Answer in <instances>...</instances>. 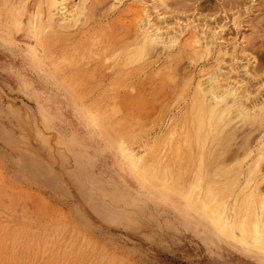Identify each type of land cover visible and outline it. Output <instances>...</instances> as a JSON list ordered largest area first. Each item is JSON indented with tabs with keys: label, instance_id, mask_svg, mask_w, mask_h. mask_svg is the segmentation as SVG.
Masks as SVG:
<instances>
[{
	"label": "rangeland",
	"instance_id": "374dc122",
	"mask_svg": "<svg viewBox=\"0 0 264 264\" xmlns=\"http://www.w3.org/2000/svg\"><path fill=\"white\" fill-rule=\"evenodd\" d=\"M51 2L0 0V264H264V0Z\"/></svg>",
	"mask_w": 264,
	"mask_h": 264
},
{
	"label": "bare ground",
	"instance_id": "6f19581e",
	"mask_svg": "<svg viewBox=\"0 0 264 264\" xmlns=\"http://www.w3.org/2000/svg\"><path fill=\"white\" fill-rule=\"evenodd\" d=\"M64 0H52V2H51V5H50V8H53V9H59L61 6H63L62 5V2H63ZM61 9H63V8H61ZM59 11H60V9H59ZM194 40V39H193ZM255 70V69H254ZM216 80V77H215V79H214V81ZM218 81V80H217ZM214 86V85H213ZM230 90H231V92H230ZM230 90H229V92H228V97H232V94L233 93H236L235 91L234 92H232V88H230ZM216 92V91H215ZM220 92V91H219ZM245 93H247V92H245ZM229 94H231V95H229ZM243 94V93H242ZM213 95V94H212ZM222 95H223V93H222ZM241 95V94H240ZM248 95V94H247ZM218 96V95H217ZM217 96H216V98H217ZM220 96V95H219ZM250 96V95H249ZM230 97V98H231ZM262 97V96H261ZM216 98H213L214 99V101H216L215 99ZM243 98V97H242ZM247 98H249L248 96H247ZM252 98H253V96H252ZM256 98V97H255ZM219 99V98H218ZM222 99V98H221ZM237 99V98H236ZM264 99V98H263ZM231 100V99H230ZM247 100V99H246ZM246 100H245V102L243 101V102H240V101H235V98H234V101H233V103L235 104V102H236V104L235 105H237L238 104V106H236L237 107V109H241V107H242V105L240 104V103H243V104H245L246 103ZM213 101V102H214ZM242 101V100H241ZM262 101V100H261ZM260 101V102H261ZM237 102H240V103H237ZM250 103L251 102H256V101H249ZM218 103H219V101H218ZM258 103V102H257ZM215 104H217V103H215ZM214 104V105H215ZM261 104H262V102H261ZM241 105V106H240ZM250 105V109H251V105L252 104H249ZM255 105V104H254ZM257 105V104H256ZM228 106V105H227ZM240 106V108H238ZM243 106H247V103H246V105H243ZM257 106H259V104L257 105ZM256 106V107H257ZM215 106H213L212 108H210L211 110L214 108ZM226 107V106H225ZM236 107H234L235 109H236ZM252 107H253V105H252ZM220 108V107H219ZM228 108V107H227ZM246 108H248V106L246 107ZM245 108V110L247 111V109ZM236 109V110H237ZM234 110V109H233ZM235 110V111H236ZM255 110H256V108H255ZM255 110L253 111V112H255ZM210 111V110H209ZM225 111V110H224ZM241 111V113H242V110H239L238 112H240ZM245 111V112H246ZM248 111H251V110H249V108H248ZM259 111H260V107H259ZM234 112V111H233ZM244 112V113H245ZM244 113H242V114H244ZM250 113L251 112H249L248 113V116L250 115ZM219 114H221L222 115V113L220 112ZM241 114V115H242ZM255 114V113H254ZM235 115V114H234ZM238 116H239V114H237ZM245 115H247V113L245 114ZM261 115V114H260ZM244 116V115H243ZM243 116H242V118H243ZM219 117V116H218ZM254 117V116H253ZM245 119H246V117H244ZM217 120V119H216ZM218 122V121H217ZM252 122V121H251ZM250 122V123H251ZM262 122V121H261ZM199 124V126H200V122L198 123ZM197 124V125H198ZM263 124V123H262ZM199 126H198V129H199ZM234 127V126H233ZM257 127V126H256ZM261 127V126H260ZM259 127V128H260ZM197 128V127H196ZM233 129V128H232ZM258 130V129H257ZM261 130V129H260ZM196 132V131H195ZM252 132V131H251ZM255 132H256V130H255ZM198 133V132H197ZM196 133V134H197ZM253 133V132H252ZM195 134V133H194ZM245 136V135H244ZM248 136V135H247ZM223 138V137H222ZM234 139V138H233ZM197 140V139H196ZM247 141V140H246ZM196 142V141H195ZM235 142V141H234ZM262 145H261V147L259 148V149H257V152H256V160H255V162H256V164H257V166L258 165H260L261 163H263L264 162V136H263V138H262ZM251 144V143H250ZM232 145H233V143H232ZM235 145V144H234ZM246 145V144H245ZM217 147V146H216ZM234 147H236V146H234ZM237 148V147H236ZM254 148V147H253ZM235 149V148H234ZM239 149V148H238ZM244 149H245V147H244ZM250 149V148H249ZM210 151V150H209ZM248 151H250V150H248ZM230 152V151H229ZM231 153H233V152H231ZM255 155V153L251 150L250 152H249V154H248V156H249V159L251 160L252 158H253V156ZM233 155H234V153H233ZM228 156V155H227ZM234 156H236V155H234ZM234 156H233V158H234ZM201 157V156H200ZM229 158H232V154H231V156L229 157ZM228 158V159H229ZM207 159V158H206ZM230 160V159H229ZM235 161V160H234ZM242 161V160H241ZM249 163H251V161L249 162ZM253 163V162H252ZM252 165V164H251ZM250 166V165H249ZM255 166L253 165V168H254ZM236 168L237 167H234V169L236 170ZM253 168L250 166L249 167V170H248V173H247V175H246V178H248L246 181L244 180V182H245V185H244V187L245 186H248L249 187V193H248V196H247V199H246V201H244L245 202V206H244V208H243V212H242V217L241 218H239L238 220H237V225L238 226H240V229H241V232L243 233V234H250V235H252V237H256L257 238V242H260V243H262V244H264V196H262L260 193H259V191H258V193L256 194L255 193V190L254 189H252L255 185H254V182L256 181V179L258 180L259 178H258V176H256V173L254 172V170H253ZM232 170V169H231ZM235 170H233L234 172H235ZM232 171V172H233ZM146 172V171H145ZM233 174V173H232ZM198 175V174H197ZM156 176V175H155ZM240 176V175H239ZM241 177V176H240ZM246 178H244V179H246ZM149 179V178H148ZM152 179H154V178H152ZM264 179V178H263ZM150 180V179H149ZM155 180V179H154ZM199 181V180H198ZM259 182V181H258ZM264 184V183H263ZM263 184H262V186H263ZM234 186V185H233ZM261 186V187H262ZM231 187H232V185H231ZM261 187H260V189H261ZM264 187V186H263ZM243 189H245V188H243ZM264 188H262V190H263ZM258 190H259V188H258ZM223 190H221L219 193H221ZM219 195V194H218ZM218 195H213L212 196V198H213V200L214 201H216V203L217 204H219V202H220V200H219V196ZM247 195V194H246ZM226 197V196H225ZM183 199V198H182ZM242 201V202H243ZM237 205V204H236ZM244 205V204H243ZM191 206V205H190ZM222 206V205H221ZM242 207V206H241ZM238 209V208H237ZM216 210V209H215ZM256 211H258V212H260V213H258V212H256ZM239 212V211H238ZM219 213L221 214V211H219ZM220 225H222V224H220ZM235 226V225H234ZM228 235V234H227ZM251 239V238H250ZM255 239V238H254Z\"/></svg>",
	"mask_w": 264,
	"mask_h": 264
}]
</instances>
